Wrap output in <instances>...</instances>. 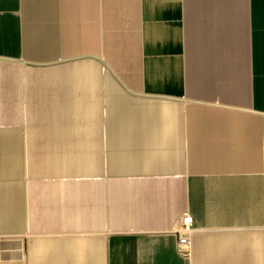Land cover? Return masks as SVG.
Here are the masks:
<instances>
[{
    "label": "crops",
    "instance_id": "1",
    "mask_svg": "<svg viewBox=\"0 0 264 264\" xmlns=\"http://www.w3.org/2000/svg\"><path fill=\"white\" fill-rule=\"evenodd\" d=\"M24 1L0 0V264H264V0Z\"/></svg>",
    "mask_w": 264,
    "mask_h": 264
},
{
    "label": "built area",
    "instance_id": "2",
    "mask_svg": "<svg viewBox=\"0 0 264 264\" xmlns=\"http://www.w3.org/2000/svg\"><path fill=\"white\" fill-rule=\"evenodd\" d=\"M176 249L183 257H191V236L193 233L192 217L187 213H183L177 228Z\"/></svg>",
    "mask_w": 264,
    "mask_h": 264
},
{
    "label": "rangeland",
    "instance_id": "3",
    "mask_svg": "<svg viewBox=\"0 0 264 264\" xmlns=\"http://www.w3.org/2000/svg\"><path fill=\"white\" fill-rule=\"evenodd\" d=\"M33 6H35L36 8L37 6V1H32ZM26 6V1L23 0V8Z\"/></svg>",
    "mask_w": 264,
    "mask_h": 264
}]
</instances>
